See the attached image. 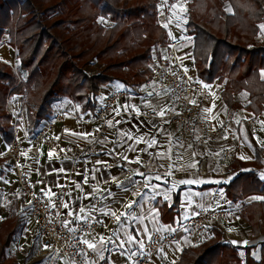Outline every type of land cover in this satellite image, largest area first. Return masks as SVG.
Here are the masks:
<instances>
[{
    "label": "crops",
    "instance_id": "crops-1",
    "mask_svg": "<svg viewBox=\"0 0 264 264\" xmlns=\"http://www.w3.org/2000/svg\"><path fill=\"white\" fill-rule=\"evenodd\" d=\"M166 21L164 23H168ZM179 39L182 38H174L171 42ZM182 40L184 45L176 47L174 52L163 49L159 57L180 63L192 77L197 78L193 67V45L191 41ZM8 41L9 36L5 35L0 45V60L7 63L6 53H9V48L13 49ZM17 67L13 69L15 72ZM260 76L263 80V71ZM206 87L213 95L210 102L203 101L198 93L192 98L204 119L214 128L225 121L231 124L223 134L210 137L205 145L199 142V131L185 141L177 123L165 118L170 111H177L178 107L171 102L168 88L153 75L137 91L126 88L120 82L102 86L94 110L87 113H81L73 102L65 99L57 101L55 114L65 113L66 118L56 124L47 143L35 144L29 139L27 107L23 97L15 95L10 99L9 110L16 123L14 139L22 141L21 163L35 188L52 204L57 201L59 189L67 188L66 213L70 222L75 224L92 220L98 223L94 232L83 236L84 240L97 247L96 251L92 249L94 256L87 259V264H135L136 256L146 249L158 232L166 235L176 233L179 237L178 242L168 244L152 258V264H170L180 258L185 247L213 237L215 228L223 232L224 239L231 245L252 247L251 256L260 260L264 234L252 238L250 225L240 215L241 205L228 200L225 186L241 171L240 164L253 162L256 150L264 149L260 143L264 142V108L259 112L252 109L246 93H240L235 96L234 102L226 103L222 97L224 82L215 81L206 84ZM114 90L125 91L126 95L112 106L110 116L113 119L108 124L106 134L94 140L95 132L103 122L96 120L89 125L87 119L106 106L107 97ZM205 108L210 111L205 112ZM161 109L166 110L164 116L158 114ZM47 123L43 122L39 129L45 128ZM126 134H131L133 139ZM245 135L252 144L251 148L244 143ZM136 137H143V140L137 144ZM152 139L157 143L149 148L146 142ZM8 147L0 136V158L3 159L4 172L0 180V213L4 219L0 224L11 212H23L25 227L18 239L21 243L31 235L34 238L40 234L30 218L29 204L20 194L14 167L6 156ZM74 149L82 151L78 159ZM225 151L228 155H224ZM49 152L53 153L51 158ZM242 155L247 158L241 159ZM192 164L196 167H189ZM255 172L264 181V166L256 167ZM157 176H166L167 183L163 179H155ZM188 179L197 183H180ZM146 180L155 187H142ZM12 192L19 196L11 197ZM255 197L261 196L251 195L243 203L262 200ZM137 201L139 204L134 203ZM129 204H132L131 209ZM81 209L84 211L81 212ZM201 209L216 213L201 234L190 235L186 230H179ZM116 216L121 217L120 221ZM50 249L57 264H66L64 258Z\"/></svg>",
    "mask_w": 264,
    "mask_h": 264
},
{
    "label": "trees",
    "instance_id": "trees-1",
    "mask_svg": "<svg viewBox=\"0 0 264 264\" xmlns=\"http://www.w3.org/2000/svg\"><path fill=\"white\" fill-rule=\"evenodd\" d=\"M168 5L180 0H166ZM162 0H0V45L5 35L16 50L17 72L0 60V136L6 144L15 138L16 123L10 99L19 95L27 107L28 134L51 121L54 106L63 99L81 113L93 111L102 86L122 83L137 91L152 77L170 50L168 30L160 22ZM100 19L107 21L103 25ZM186 41L193 45V67L204 84L224 82L226 103L246 93L250 107L264 108V0H189ZM155 64V65H154ZM99 65L98 73L89 67ZM155 67H154V66ZM154 67V68H153ZM257 106V107H256ZM225 186L232 203L241 205V217L252 238L264 234V181L256 167L264 166V149ZM250 169L244 171V169ZM0 158V180L3 178ZM251 195L261 201L244 204ZM23 212H11L0 224V264H17L12 244L22 236ZM241 250L244 256H241ZM252 247L231 245L220 229L199 244L187 246L170 264H264V242L259 261Z\"/></svg>",
    "mask_w": 264,
    "mask_h": 264
},
{
    "label": "built area",
    "instance_id": "built-area-1",
    "mask_svg": "<svg viewBox=\"0 0 264 264\" xmlns=\"http://www.w3.org/2000/svg\"><path fill=\"white\" fill-rule=\"evenodd\" d=\"M184 45L182 39L171 42L170 50L175 51L178 46ZM153 76L166 86L170 93L171 102L178 107L177 111H170L165 118H170L177 123L185 141L192 138L196 131L200 132L199 142L202 145L212 137L223 134L230 126V121H225L222 126L212 127L202 116L199 106L193 101V96L198 93L205 102H210L213 95L206 84L192 77L189 71L180 63L169 62L163 59L156 65ZM125 91H112L107 97L106 106L100 108L93 116L87 119V124H93L96 120H101V127L95 132L94 140L106 134L108 124L113 119L110 116L112 106L121 97L125 96ZM66 118L65 113H58L46 124L45 128L39 129L30 140L35 144L47 143L50 135L54 132L56 124ZM253 128V125L250 124ZM22 141L14 139L9 144L6 156L12 163L16 182L21 196L29 204V215L35 223L39 234L44 238L45 243L50 246L54 253L64 258L66 264H87V259L94 256V252L83 241V236L94 232L98 223L92 220L71 223L66 213V208L62 204L66 203L67 188L58 191V198L55 204L50 203L35 186L31 177L23 167L22 161ZM76 159L82 151L74 149ZM224 155H228L225 151ZM53 205H55L53 207ZM216 215L208 209H201L196 215L190 218L179 230H186L190 235L201 234L207 222ZM67 223V227L65 224ZM176 233L166 235L162 232L156 233L147 244L144 251L135 258V264H152L153 256L166 247L168 244L178 242Z\"/></svg>",
    "mask_w": 264,
    "mask_h": 264
},
{
    "label": "rangeland",
    "instance_id": "rangeland-1",
    "mask_svg": "<svg viewBox=\"0 0 264 264\" xmlns=\"http://www.w3.org/2000/svg\"><path fill=\"white\" fill-rule=\"evenodd\" d=\"M188 1L189 0H180L177 3L168 5L166 0H162L160 4L159 18H161L163 26L167 25L165 27L169 31L168 33L170 36V41L178 37L186 40L184 21L186 19ZM173 5H175V7H173ZM165 19L168 21V23H164ZM100 21L103 25L107 23V21L104 19H100ZM5 40H7V37H5ZM8 50L9 53H6V59L12 66V68L16 69V67L19 65L17 57H15L17 56V52L15 49L11 48H9ZM100 67L101 66L99 65H94L89 67L88 71L90 73H98L100 71ZM14 196L16 197L19 195L15 192H12L11 197ZM2 216L0 213V222L4 219V216ZM31 236L28 237L25 241L22 240V246H20V240L16 244H14L10 250V256H12L19 264H28L29 262L30 264H57V260L55 259L56 257L53 256L50 247L47 244L46 245L49 248L45 246V242L41 235L37 234L34 238H32ZM240 254L241 256H244V251L241 250Z\"/></svg>",
    "mask_w": 264,
    "mask_h": 264
},
{
    "label": "snow or ice",
    "instance_id": "snow-or-ice-1",
    "mask_svg": "<svg viewBox=\"0 0 264 264\" xmlns=\"http://www.w3.org/2000/svg\"><path fill=\"white\" fill-rule=\"evenodd\" d=\"M173 7H175V5H173ZM165 26H167V25H165ZM260 27H261V29H264V25H261ZM149 95L151 96L152 93H149ZM190 103H195V101H190ZM125 107L127 108V107H129V106H128V105H125ZM213 107H214V105H213ZM165 111H166V110L161 109V110H159L158 114H159L160 116H164V115H165ZM204 111H205V112H208V111H210V109H209V108H205ZM109 123H111V122H109ZM236 123H239V121H236ZM262 124H264V122H262ZM221 126H222V124H221ZM85 135H87V134H85ZM126 135H128V138H129V139H133V137L131 136V134H126ZM225 138H226V137H225ZM256 139L258 140V142H260V141H259V137H256ZM142 140H143V137H136V138H135V142H136L137 144L140 143ZM146 143L148 144V147H149V148H152L154 145H156L157 142H156L155 139H152V140H150V141H147ZM244 143L247 144L248 147H250V148L252 147V144L250 143V141H248L246 135H245V137H244ZM260 143H261L262 146H264V142H260ZM132 150H134V149H132ZM145 151H146V150H145ZM52 155H53V153H52V152H49V158H51ZM148 155H151V153H148ZM161 155H162V153H161ZM240 158H241V159H245V158H247V157H245V156L242 155ZM123 159H128V158H127V157H123ZM98 162H99V161H98ZM189 167H196V165H195V164H192V165H189ZM62 170H63V169H61V171H62ZM140 175H144V174H143V173H140ZM155 179H157V180H161V179H163L164 182L167 183V178H166V176H165L164 178H162V177H160V176H157V177H155ZM132 183L134 184L135 181H132ZM180 183H181V184H185V185H192V184L197 183V181L192 180V179H188V180H183V181H181ZM142 187H144V188L153 187V188H154L155 186L151 185L150 181L146 180V181L142 184ZM173 187H175V185H173ZM125 190H127V186H125ZM109 194H111V193H109ZM0 195H2V194H0ZM85 198H87V196H86ZM140 199H141V200L143 199V195H142V194L140 195ZM254 199H262V198H261V197H255ZM134 203L139 204V201L134 202ZM54 206H55V205H53V207H54ZM61 206L64 207V208H68V204H67V203L62 204ZM128 207L131 209V208H132V204H129ZM80 211L83 212L84 209H81ZM68 214H69V215H72L71 212H69ZM104 214H105V215H116L115 213H104ZM121 215H124V214H121ZM129 215H131V213H129ZM89 218H90V217H89ZM116 219H117V221H120L121 217H120V216H116ZM65 226L67 227V223L65 224ZM114 235H115V233H114ZM130 239H131V238H130ZM83 242H84L85 244H87V246H88L89 248L93 249L94 251L97 250L96 245L93 244V243H91V242H89L87 239H85ZM102 242H103V238H101V243H102ZM233 243H236V242L233 241ZM244 243H247V242H244ZM46 247H47V246H46Z\"/></svg>",
    "mask_w": 264,
    "mask_h": 264
}]
</instances>
